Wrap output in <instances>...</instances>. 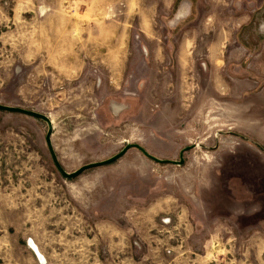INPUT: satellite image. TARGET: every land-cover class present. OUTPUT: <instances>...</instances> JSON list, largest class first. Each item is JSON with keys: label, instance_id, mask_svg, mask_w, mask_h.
Segmentation results:
<instances>
[{"label": "rangeland", "instance_id": "obj_1", "mask_svg": "<svg viewBox=\"0 0 264 264\" xmlns=\"http://www.w3.org/2000/svg\"><path fill=\"white\" fill-rule=\"evenodd\" d=\"M0 104L196 145L0 111V264H264V0H0Z\"/></svg>", "mask_w": 264, "mask_h": 264}, {"label": "water", "instance_id": "obj_2", "mask_svg": "<svg viewBox=\"0 0 264 264\" xmlns=\"http://www.w3.org/2000/svg\"><path fill=\"white\" fill-rule=\"evenodd\" d=\"M0 111L2 112H6V113H17V114H22V115H26L29 117H33L36 119H40L42 121H44L47 124V133L45 135V142L52 160V163L54 165V167L56 168L57 172L64 178L67 180H72L75 179L76 177H78L79 175H81L84 171L88 170V169H93V168H97V167H102L105 165H109L112 164L113 162L117 161L118 159H120L121 157H123L126 152L130 149H137L138 151H140L145 157L160 163V164H173V165H183L184 163V158L183 155L185 152L193 149L196 145H192V146H188L183 148L180 153H179V159L178 160H168V159H159L151 154H149L143 147H141L139 144H126L117 154L113 155L112 157L103 160V161H99V162H92V163H88L85 164L81 167H79L77 170L73 171V172H66L62 166L60 165V163L57 160V157L53 151V148L51 146V141H50V137H51V132H52V125H51V121L49 120V118H47L46 116L30 111V110H26L24 108H20V107H15V106H8V105H3L0 104Z\"/></svg>", "mask_w": 264, "mask_h": 264}, {"label": "bare ground", "instance_id": "obj_3", "mask_svg": "<svg viewBox=\"0 0 264 264\" xmlns=\"http://www.w3.org/2000/svg\"><path fill=\"white\" fill-rule=\"evenodd\" d=\"M184 14H185V10H180L179 13L177 14V17L180 18V17L184 16ZM35 249H36V251H37L38 253H40V252L38 251V248H37V247H35Z\"/></svg>", "mask_w": 264, "mask_h": 264}, {"label": "crops", "instance_id": "obj_4", "mask_svg": "<svg viewBox=\"0 0 264 264\" xmlns=\"http://www.w3.org/2000/svg\"><path fill=\"white\" fill-rule=\"evenodd\" d=\"M237 204V207H239V205H240V202H237L236 203ZM236 209H238L237 207H236V205L234 206ZM235 208H233V215H234V213H237V211H236V209Z\"/></svg>", "mask_w": 264, "mask_h": 264}]
</instances>
